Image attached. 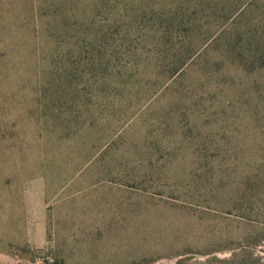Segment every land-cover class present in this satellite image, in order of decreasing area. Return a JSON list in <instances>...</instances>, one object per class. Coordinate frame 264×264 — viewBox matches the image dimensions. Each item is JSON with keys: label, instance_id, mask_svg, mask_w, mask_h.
I'll use <instances>...</instances> for the list:
<instances>
[{"label": "rangeland", "instance_id": "rangeland-1", "mask_svg": "<svg viewBox=\"0 0 264 264\" xmlns=\"http://www.w3.org/2000/svg\"><path fill=\"white\" fill-rule=\"evenodd\" d=\"M216 1L0 0V264H264V202L224 198L264 163L195 83L117 75Z\"/></svg>", "mask_w": 264, "mask_h": 264}, {"label": "trees", "instance_id": "trees-1", "mask_svg": "<svg viewBox=\"0 0 264 264\" xmlns=\"http://www.w3.org/2000/svg\"><path fill=\"white\" fill-rule=\"evenodd\" d=\"M207 5L210 17L149 21L143 38L150 49L146 63L140 64L143 53L133 52V65L120 67L117 75L136 83L171 80L176 94L179 85L195 83L196 88L184 92L209 95L211 112L227 117L232 135L239 137L232 161L239 162L244 152L253 164L256 159L264 163V0H217ZM131 28L135 33L141 29L137 22ZM58 78H63L61 71ZM244 131L250 139L247 150L239 141ZM234 185L224 198L235 206L249 213L264 202V168L252 169L244 191L239 182Z\"/></svg>", "mask_w": 264, "mask_h": 264}]
</instances>
